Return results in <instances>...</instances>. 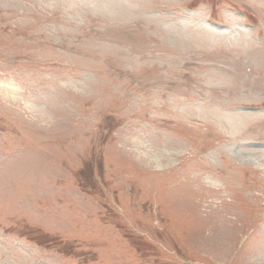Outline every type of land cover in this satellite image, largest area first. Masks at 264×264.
<instances>
[{"label": "rangeland", "instance_id": "374dc122", "mask_svg": "<svg viewBox=\"0 0 264 264\" xmlns=\"http://www.w3.org/2000/svg\"><path fill=\"white\" fill-rule=\"evenodd\" d=\"M0 264H264V0H0Z\"/></svg>", "mask_w": 264, "mask_h": 264}, {"label": "bare ground", "instance_id": "6f19581e", "mask_svg": "<svg viewBox=\"0 0 264 264\" xmlns=\"http://www.w3.org/2000/svg\"><path fill=\"white\" fill-rule=\"evenodd\" d=\"M152 144H155V142H152ZM152 144L149 143V141H147L140 146L141 147L140 150L142 153L141 157L145 156L143 158L146 161L148 160L150 162L149 165L162 166L163 164H168L170 162L171 158H173L172 153L171 152L168 153L167 150L162 151L161 149H157L158 147H156L155 145H152ZM125 146H127V145H125ZM148 150L151 151V153H149ZM165 151H167V152H165ZM148 161H147V163H149Z\"/></svg>", "mask_w": 264, "mask_h": 264}]
</instances>
